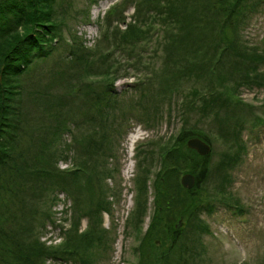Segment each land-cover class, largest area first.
Masks as SVG:
<instances>
[{
    "label": "trees",
    "instance_id": "1",
    "mask_svg": "<svg viewBox=\"0 0 264 264\" xmlns=\"http://www.w3.org/2000/svg\"><path fill=\"white\" fill-rule=\"evenodd\" d=\"M129 1L135 8L133 21L126 22L124 29L109 28L110 21H106L108 25L102 37L110 39L114 48L136 56L141 41L147 43V40L154 39L162 45L158 93L169 98V93L180 91L182 82H189L191 88L184 96L190 95V98L182 101L181 106L188 105L193 114L199 115L198 120L213 124L218 128L216 135L226 142L219 158L212 162V149L200 155L185 146L190 136H198L209 144L211 136L200 128L189 126V129H182L170 146L172 152L162 156V167L153 179L154 208L148 226L139 238V264H173L177 258H171L172 250L179 252L177 264H188V259L202 253L196 245L202 247L203 244L196 234H182L185 231L183 226L188 225L197 234L206 230L199 211H209L210 200L220 199L241 210L237 200L229 197V169L238 163L244 149L238 131L246 125V118H232V115L243 111L239 109L242 103L236 99V88L264 85V45L260 48L247 45L240 34L246 7L252 8L257 1ZM56 2L62 11L55 8ZM64 3L65 0H0V264H45L47 257L93 264L95 255L99 254L93 247H105L110 240L98 221L101 211L109 210L101 190L103 187L96 182L100 179L99 171L91 170L85 159L88 152L96 153V149L105 143L93 140L92 135H75L71 146L79 152L73 156L74 168L63 170L54 164L55 140L58 141L64 131H70L66 110L70 108L66 106L64 96L70 94L71 87L52 98H57V113L51 109L50 119L42 125L39 134L34 135L33 130L23 126L25 77L37 59L49 58L56 45L63 43L60 25L66 15ZM117 14L118 20H124L122 10ZM108 29H112L110 36ZM70 54L72 56L67 63L64 61L63 68L82 66L86 75L97 72L103 78L93 86L83 80L82 71L79 73L83 88L79 90L82 89L85 96L92 94V101L88 104L99 106L97 110L103 108L107 114L115 109L113 103L117 99L110 86L116 74L101 66L107 67L108 62V67L113 65L114 62L110 61L112 52L88 48L81 41H75L69 44ZM201 77L208 83L202 87L191 83ZM65 79H72V73L59 70L51 72L48 83L51 80L61 83ZM141 85L136 86L143 95L145 91ZM103 99L111 100L102 102ZM244 105V117L262 122L263 118L258 114L248 115L252 108ZM85 149H89L87 153ZM77 167L82 171L75 169ZM183 171L191 172L195 177L191 188H185L179 182V174ZM212 174L217 180L209 190L204 183L212 179ZM138 181L140 184L131 211L134 219L145 207L141 190L146 187V179ZM54 189L62 190L72 198V214L77 209L82 215L93 218L83 231L66 232L59 244L46 246L38 239L34 219L29 214L39 215L38 204H45L46 191ZM29 202L33 204L31 207H28ZM41 212L47 214V211ZM180 218L184 222L176 229L175 223Z\"/></svg>",
    "mask_w": 264,
    "mask_h": 264
},
{
    "label": "rangeland",
    "instance_id": "2",
    "mask_svg": "<svg viewBox=\"0 0 264 264\" xmlns=\"http://www.w3.org/2000/svg\"><path fill=\"white\" fill-rule=\"evenodd\" d=\"M256 1V4L251 5L252 8L246 7L244 11L245 19L240 34L247 45H257L260 48L264 45V0ZM55 8L62 11L57 2ZM63 8L66 11L65 20L60 25L63 43L56 45L49 58L37 59L32 70L26 74L23 126L33 130L34 135L39 134L42 125L50 119L51 109L57 113V98H52L71 87L70 94L64 96L66 106L70 108L66 109L69 112L67 119L70 121V131H64L59 140H55L54 164L63 170L74 168L76 163L73 156L79 152L71 146L75 135H92L93 140L105 143L102 147L98 145L100 148L94 154L85 149L88 152L85 159L90 164V169L99 171L100 179L96 182L101 183L99 187H103L101 190L109 205V210L101 211L98 221L110 240L105 243V247H93L99 253L95 255L93 264H139L140 251L137 246L153 212V179L162 167V156L172 152L170 146L181 130L189 129V126L200 128L211 136L212 162L219 158V152L225 149L226 142L216 135L218 128L207 120H198L199 115L193 114L188 105L181 106L182 101L190 98V95L184 96L191 88L189 82H182L180 91L169 93V98L158 93L162 45L157 44L154 39L147 40V43L141 41L137 46L140 48H136L140 50L136 56L121 48H114L115 44L110 39L102 37L103 31L107 29L106 21H110L109 28L117 26L119 29H124L126 22L133 21L135 8L129 0H65ZM118 10H122L124 20L116 18ZM111 33L112 29H108L109 36ZM54 40L57 42V38ZM75 41H81L88 48L97 47L102 52H112L110 61L114 62L113 65L108 67L109 62L107 67L101 65L104 70L108 69L116 74L112 87L110 86L117 99L113 103L116 108L109 110L108 114L103 108L97 110L99 106L90 104L92 94L85 96L79 73L82 71L83 80L92 85L103 79L101 75L96 74L97 72L86 75L82 66L63 68L72 56L68 55L69 44L72 45ZM97 42L100 44L96 45ZM59 70L71 72L72 79H65L61 83L51 80L49 84L51 72ZM191 83L202 87V84L208 82L201 77ZM138 84H142L145 94H139L141 89L136 86ZM102 85L105 84L102 82ZM80 88L82 89L79 90ZM235 95L237 101L243 104H240L239 109L246 111L244 104H247L253 112L248 115L258 114L263 118L262 122L256 123L244 117L243 111L232 115V118H246V125L238 131L244 149L238 163L229 169V197L237 200L241 210L237 205L220 199L210 200V210L199 211V217L207 226L206 230L197 234L188 225L183 226L185 231L182 234H196L203 244L202 247L196 245L202 253L188 259V264L264 263V85H240L236 88ZM106 100L109 102L111 99H103L102 102ZM79 118L80 120H74ZM75 169L82 171L79 167ZM185 172L188 171L180 173L178 179ZM212 176V179L204 183V187L209 190L217 180L215 174ZM140 178L146 179V187L141 190L145 196V207L134 219L131 211L134 209ZM98 190L99 188L96 193ZM46 193L48 197H45V204H38L40 214H29L34 219V231L44 245L56 246L63 240L66 232L83 231L92 223L93 217L82 215L77 209L72 214V198L64 191L54 189L47 190ZM32 205L29 202L28 207ZM41 211H47V214ZM183 222L180 218L175 223V228H180ZM178 254L177 250H172L171 258L179 259ZM177 259L173 264L178 263ZM45 264L79 262L47 257Z\"/></svg>",
    "mask_w": 264,
    "mask_h": 264
},
{
    "label": "water",
    "instance_id": "3",
    "mask_svg": "<svg viewBox=\"0 0 264 264\" xmlns=\"http://www.w3.org/2000/svg\"><path fill=\"white\" fill-rule=\"evenodd\" d=\"M186 145L187 147L195 150L200 155L207 154L210 151V144L198 136H191L187 138ZM179 180L183 187L191 188L194 185L195 177L192 173L185 172L180 176ZM176 226L177 224L175 227Z\"/></svg>",
    "mask_w": 264,
    "mask_h": 264
}]
</instances>
